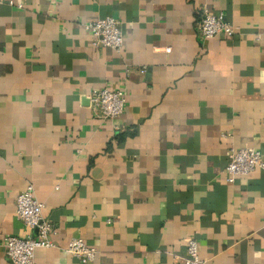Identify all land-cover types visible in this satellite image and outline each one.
Here are the masks:
<instances>
[{
	"label": "crops",
	"instance_id": "0c3cea01",
	"mask_svg": "<svg viewBox=\"0 0 264 264\" xmlns=\"http://www.w3.org/2000/svg\"><path fill=\"white\" fill-rule=\"evenodd\" d=\"M202 11L235 33L200 39ZM105 16L120 51L81 26ZM101 87L125 93L119 117L89 109ZM247 146L264 156V0L0 4V264L6 236L34 234L15 214L29 183L53 226L35 264H181L190 237L206 264H264V169L225 172Z\"/></svg>",
	"mask_w": 264,
	"mask_h": 264
},
{
	"label": "built area",
	"instance_id": "2783aa9c",
	"mask_svg": "<svg viewBox=\"0 0 264 264\" xmlns=\"http://www.w3.org/2000/svg\"><path fill=\"white\" fill-rule=\"evenodd\" d=\"M7 0H0V4ZM12 4V1H8ZM21 7V4L18 5ZM91 37L95 47H108L120 51L123 46V32L120 21L113 16L95 18L81 24ZM195 29L200 39L206 40L224 34L232 36L235 27L226 20L223 12L210 13L202 11L196 21ZM165 51H169L166 48ZM129 73L128 70H126ZM144 72V69L140 70ZM126 104V95L121 90L108 87L93 89L88 94V107L91 112L102 119L119 117ZM256 168L264 169V156L261 151L247 146L239 149L230 148L228 163L225 168L227 181L233 182L238 175H247ZM43 204L37 200L32 184H27L15 199V214L25 227L34 231L33 235L20 237L8 235L3 240L4 252L11 264H35V250L52 245L50 235L53 232L51 222L44 217ZM109 222V220H108ZM66 251L80 263L92 262L97 249L88 245L82 238H71ZM181 264H206L198 254V241L190 237L186 242V255Z\"/></svg>",
	"mask_w": 264,
	"mask_h": 264
}]
</instances>
